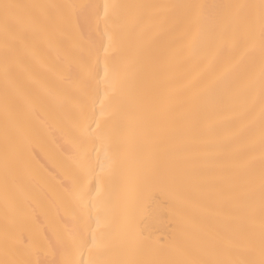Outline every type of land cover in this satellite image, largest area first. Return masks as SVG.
Segmentation results:
<instances>
[{"label": "snow or ice", "instance_id": "obj_1", "mask_svg": "<svg viewBox=\"0 0 264 264\" xmlns=\"http://www.w3.org/2000/svg\"><path fill=\"white\" fill-rule=\"evenodd\" d=\"M0 264H264V0H0Z\"/></svg>", "mask_w": 264, "mask_h": 264}, {"label": "bare ground", "instance_id": "obj_2", "mask_svg": "<svg viewBox=\"0 0 264 264\" xmlns=\"http://www.w3.org/2000/svg\"><path fill=\"white\" fill-rule=\"evenodd\" d=\"M74 2L87 3L89 0H74ZM180 2H189V0H180ZM198 2L214 5L225 0H198ZM33 128L34 132L26 141L27 167L38 176L55 172L66 147L64 136L55 121L44 113L33 122ZM53 211L46 203H36L24 223L32 234L40 235L50 228ZM138 223L147 234L156 238H165L171 231V222L165 219L164 214L155 205H145L140 209Z\"/></svg>", "mask_w": 264, "mask_h": 264}]
</instances>
